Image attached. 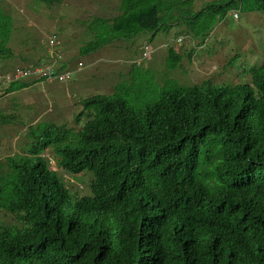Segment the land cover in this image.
Instances as JSON below:
<instances>
[{
	"label": "trees",
	"instance_id": "trees-1",
	"mask_svg": "<svg viewBox=\"0 0 264 264\" xmlns=\"http://www.w3.org/2000/svg\"><path fill=\"white\" fill-rule=\"evenodd\" d=\"M192 5L120 0L79 53L180 21L203 42L232 7L264 11V0ZM11 31L0 8V62L13 56ZM180 61L168 46L166 68ZM138 73L80 100L77 126L29 124L26 153L0 159V210L16 221L0 228V264H264V61L231 86L167 78L146 88ZM59 170L89 173V192L70 191Z\"/></svg>",
	"mask_w": 264,
	"mask_h": 264
},
{
	"label": "rangeland",
	"instance_id": "rangeland-1",
	"mask_svg": "<svg viewBox=\"0 0 264 264\" xmlns=\"http://www.w3.org/2000/svg\"><path fill=\"white\" fill-rule=\"evenodd\" d=\"M210 1L213 0H193L192 9ZM119 3L120 0H61L47 5L38 0H0L1 10L12 18L8 46L13 53L0 62V116L10 121L0 122L1 160L26 153V126L40 121L77 126L75 116L81 112L80 100L96 93L109 94L117 84H131L133 72H139L136 78L146 88L152 87V79L161 85L167 78L184 86L205 81L231 86L249 82L248 69L264 61V11L241 7L229 9L203 42L192 39L180 21L153 35L112 39L95 52L80 55V48L92 41L95 31L109 28L110 19L118 14ZM144 42L150 52L142 59ZM168 46L181 56L180 63L169 70L165 66ZM37 66L69 72L70 77L50 82L38 73L23 76L18 72ZM15 69H19L18 73L12 74ZM11 81L29 85L5 93ZM84 119L82 115L81 121ZM43 155L49 156V163L59 169L49 151ZM58 172L70 191L89 192V173ZM14 224V217L0 210V228Z\"/></svg>",
	"mask_w": 264,
	"mask_h": 264
},
{
	"label": "built area",
	"instance_id": "built-area-1",
	"mask_svg": "<svg viewBox=\"0 0 264 264\" xmlns=\"http://www.w3.org/2000/svg\"><path fill=\"white\" fill-rule=\"evenodd\" d=\"M181 38H178L177 41L181 42ZM150 52L149 46L147 44H144L142 47V58H145L148 53ZM19 69H15V71L12 73H16ZM21 72L20 75L26 76L28 74H33V73H38L39 77L45 78L48 81L51 80H57V81H62L64 79H68L70 77L69 72H64V73H58L52 68L51 66H45V67H35L31 71H18ZM17 72V73H18ZM5 81H8V76L5 77Z\"/></svg>",
	"mask_w": 264,
	"mask_h": 264
},
{
	"label": "clouds",
	"instance_id": "clouds-1",
	"mask_svg": "<svg viewBox=\"0 0 264 264\" xmlns=\"http://www.w3.org/2000/svg\"><path fill=\"white\" fill-rule=\"evenodd\" d=\"M144 44H147V43L144 42V43L142 44V47H143ZM141 58H142V50H141ZM145 58H146V57H145ZM145 58H142V59H145ZM51 81H54V80H51ZM51 81H50V82H51Z\"/></svg>",
	"mask_w": 264,
	"mask_h": 264
}]
</instances>
